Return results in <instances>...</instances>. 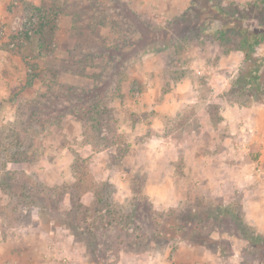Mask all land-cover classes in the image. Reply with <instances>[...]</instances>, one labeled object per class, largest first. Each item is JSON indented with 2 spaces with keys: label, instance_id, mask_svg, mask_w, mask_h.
<instances>
[{
  "label": "rangeland",
  "instance_id": "obj_1",
  "mask_svg": "<svg viewBox=\"0 0 264 264\" xmlns=\"http://www.w3.org/2000/svg\"><path fill=\"white\" fill-rule=\"evenodd\" d=\"M219 1L264 25V0ZM192 2L0 0V264H264V39L245 57L179 31ZM87 94L104 106L95 127L76 111ZM97 188L126 220L95 219L89 245L74 208Z\"/></svg>",
  "mask_w": 264,
  "mask_h": 264
},
{
  "label": "trees",
  "instance_id": "obj_2",
  "mask_svg": "<svg viewBox=\"0 0 264 264\" xmlns=\"http://www.w3.org/2000/svg\"><path fill=\"white\" fill-rule=\"evenodd\" d=\"M203 2L205 5L202 6L200 9L195 7L196 3L193 4L191 3L192 9H187V11H185L186 13L184 12L185 14L191 12L192 14L191 19H188V17H182L185 15L184 13L183 15L181 14V16H176L174 19L178 20L180 18H183L185 20V21L181 20V22L177 21L175 27L177 24H180V29H178L177 27L176 29H178L179 31L182 30V32H184L186 29L188 32L191 31L195 32L197 36H199V33L203 34L206 30L209 29L211 36L215 40H218L219 43L223 45H225L226 43L229 44L228 49L239 50L245 53V57H252L254 46L256 44H259L264 39V25L262 24V22L258 20L257 24H250L251 26H248L246 20L247 16L243 15L242 11L237 12L236 10L225 8V6L222 5L219 0H203ZM252 7L253 4L250 5L251 9ZM252 16L250 17L253 19L254 16L253 17ZM175 27L173 29H175ZM169 32L172 33V30ZM249 68H250L249 66H245L247 72L251 74L252 70ZM242 75L244 76V74ZM51 76H54V73H52ZM246 77L247 76L243 77L244 80L246 79ZM50 81L52 82L53 78H51ZM47 88L48 89L50 88V92L54 93L55 99H53L52 101L57 102L55 93L58 94L60 92L54 91V89H52L54 87H51V85H47ZM57 88L60 89V91H62L66 96L69 95L70 89L72 90L71 87H65L64 84L61 83H58ZM50 98L51 97H47L46 99H50ZM90 99L92 101L88 103V106H86L87 108H84V105ZM47 102L48 101H42V99L31 101L30 104L32 103L33 107H31L30 112L28 114L29 118L31 120L39 121L38 115L41 114L40 112H43L42 110L46 107ZM101 104L103 106V103L100 100L92 99V96H90V94L89 95L87 94L85 95L84 100L81 102V107L79 106L78 108H76L77 109L76 111H78L80 114L82 112H85L84 117H87L89 120H91L92 125L95 127L96 123L100 122L98 118L99 116L97 115H99V113L103 111L100 106ZM22 153H23L22 151L16 149L13 152L9 151L7 153L6 159L15 162L23 161L25 157L23 156ZM29 177L30 175L26 176V178ZM26 178L23 177L20 179V184L17 186V189L19 190L18 195L20 198H23L30 207H36V206L38 207L39 202L37 201V198L36 196H34V194H35V190L37 189L39 191H42V185L40 183L34 182V179L28 180ZM24 179L25 181L22 183L21 181ZM31 181H33L34 185L30 183ZM103 188L101 190L97 188L94 191L95 194L93 193L94 201L96 205L93 204L91 206L90 205L87 206L83 202H80L77 203L76 208H74V214H75L74 216L76 217L77 223L79 225H83V227L85 228L84 231L85 234L89 232V239H88L89 245L92 242L94 243L98 237L96 232H92L93 231L92 224L95 223V219H97L96 222H100L101 220H103L102 217H105L107 214L109 215L108 217L110 218L115 219L116 217H118L123 220L124 219L126 220V218H124L123 215H121V213H118L119 209L115 206L113 200L107 197V194ZM72 199L73 198L70 197V201ZM107 199L109 202H107ZM70 201H69V205H70ZM102 202L106 205V210L104 208H100L101 204L99 203ZM69 209L70 208H66V210ZM103 211H106V213L102 214ZM87 216L92 217V219L87 220ZM163 228L164 227L161 226V228H159L157 231H153L152 234H155L158 237H160L163 233L170 235L167 229L164 230Z\"/></svg>",
  "mask_w": 264,
  "mask_h": 264
},
{
  "label": "crops",
  "instance_id": "obj_3",
  "mask_svg": "<svg viewBox=\"0 0 264 264\" xmlns=\"http://www.w3.org/2000/svg\"><path fill=\"white\" fill-rule=\"evenodd\" d=\"M169 154H171L169 158L165 154H161L160 155L161 158H159V159H163L162 165L164 164V167H166V170H167V172L165 171L166 172V177L164 179V181H165V183H167V185L169 183L171 184V182H172L171 179L173 177L171 176V173L174 170V162L177 159V155L179 154V152H176V153L174 152V153H169ZM203 158H204L203 156H200L199 157V161L201 162V160ZM223 164L224 163H222V162L219 161V164L216 163V164H213V165H216L217 166V170H221V172H224L226 170V166L223 165ZM152 167L153 166H151L150 171H156L157 170V168H155V167L152 168ZM210 169L211 168L208 166V168H206L207 171L204 170L202 173H211V171H214L215 170V167H214V169H211V170ZM196 174H200V172L199 173H196ZM212 262H213L212 264H217L218 263V261L216 262V260L215 261H212ZM226 263L227 264H230V261L229 262L227 261Z\"/></svg>",
  "mask_w": 264,
  "mask_h": 264
}]
</instances>
